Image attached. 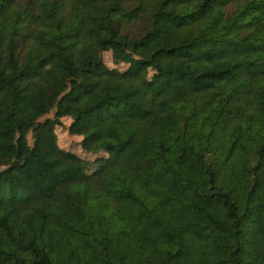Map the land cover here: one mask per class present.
Here are the masks:
<instances>
[{
    "label": "trees",
    "instance_id": "16d2710c",
    "mask_svg": "<svg viewBox=\"0 0 264 264\" xmlns=\"http://www.w3.org/2000/svg\"><path fill=\"white\" fill-rule=\"evenodd\" d=\"M0 264H264V0H2Z\"/></svg>",
    "mask_w": 264,
    "mask_h": 264
},
{
    "label": "rangeland",
    "instance_id": "374dc122",
    "mask_svg": "<svg viewBox=\"0 0 264 264\" xmlns=\"http://www.w3.org/2000/svg\"><path fill=\"white\" fill-rule=\"evenodd\" d=\"M0 0V4H1ZM143 27L140 25H136L129 30V35L133 37H137L142 33ZM104 61L108 67L111 69H118L120 71H125L127 69V65H115L111 52L104 53ZM3 96L5 101L14 107L17 110H25L28 108L36 107L39 101V92L36 87H33L29 95L27 97L14 98L13 92L10 86H6L3 88ZM49 118H53V114L48 116ZM71 124V120L69 118L63 119L62 125L56 129V134L58 137L59 146L68 151L78 155L83 160L91 162V166L86 170V174H93L98 168V164L96 163L97 159L108 158V155L104 152L98 154L87 153L83 151L81 146L82 138L78 136H73L69 133V127ZM29 143L33 144V136L29 135ZM139 157L134 149V147L128 148V150L123 154L120 161L116 164L115 167L108 170L106 173L98 176L96 178L95 184L98 189H102L106 184L107 180L116 173H121L129 177H133L136 172V168L138 165Z\"/></svg>",
    "mask_w": 264,
    "mask_h": 264
}]
</instances>
